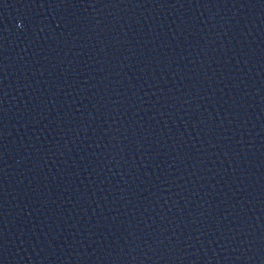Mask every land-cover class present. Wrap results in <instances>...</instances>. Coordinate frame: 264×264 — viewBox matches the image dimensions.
Masks as SVG:
<instances>
[{
  "label": "water",
  "instance_id": "1",
  "mask_svg": "<svg viewBox=\"0 0 264 264\" xmlns=\"http://www.w3.org/2000/svg\"><path fill=\"white\" fill-rule=\"evenodd\" d=\"M0 264H264V0H0Z\"/></svg>",
  "mask_w": 264,
  "mask_h": 264
}]
</instances>
